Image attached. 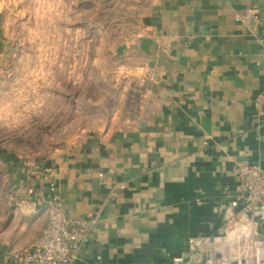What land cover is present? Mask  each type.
Masks as SVG:
<instances>
[{
    "label": "crops",
    "instance_id": "0c3cea01",
    "mask_svg": "<svg viewBox=\"0 0 264 264\" xmlns=\"http://www.w3.org/2000/svg\"><path fill=\"white\" fill-rule=\"evenodd\" d=\"M247 8L257 28L236 19ZM4 18L0 7V50ZM263 40L264 0L149 1L117 50L135 59L125 68L142 86L140 115L37 162L55 168L69 217L91 222L72 264H264V200L250 202L234 172L264 168ZM14 184L40 228L3 239L0 264H31L11 252L40 235L50 192L26 170Z\"/></svg>",
    "mask_w": 264,
    "mask_h": 264
},
{
    "label": "rangeland",
    "instance_id": "374dc122",
    "mask_svg": "<svg viewBox=\"0 0 264 264\" xmlns=\"http://www.w3.org/2000/svg\"><path fill=\"white\" fill-rule=\"evenodd\" d=\"M149 1L0 0V242L40 228L15 204L26 162L140 115L142 86L125 68L135 59L117 50L142 31Z\"/></svg>",
    "mask_w": 264,
    "mask_h": 264
},
{
    "label": "built area",
    "instance_id": "2783aa9c",
    "mask_svg": "<svg viewBox=\"0 0 264 264\" xmlns=\"http://www.w3.org/2000/svg\"><path fill=\"white\" fill-rule=\"evenodd\" d=\"M236 19L251 28L261 24L259 10L247 8L236 14ZM264 46V40H263ZM26 172L29 179L42 178L48 184L50 195L39 198L45 203L47 222L40 235L19 250L11 252L18 261L31 264H72L87 242L91 229L88 220L74 221L66 212L63 200L57 192L54 178L55 168L52 165L28 163ZM238 177V188L247 193L252 203L264 200V168L258 165L240 164L235 168ZM29 195L35 194L34 186L29 187Z\"/></svg>",
    "mask_w": 264,
    "mask_h": 264
},
{
    "label": "water",
    "instance_id": "95a60500",
    "mask_svg": "<svg viewBox=\"0 0 264 264\" xmlns=\"http://www.w3.org/2000/svg\"><path fill=\"white\" fill-rule=\"evenodd\" d=\"M262 224V227H263V232H264V220H261L260 222Z\"/></svg>",
    "mask_w": 264,
    "mask_h": 264
}]
</instances>
